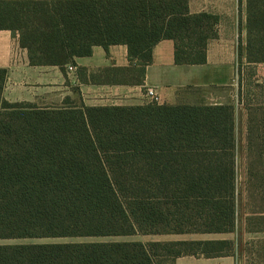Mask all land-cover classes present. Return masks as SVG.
Segmentation results:
<instances>
[{"label":"trees","instance_id":"1","mask_svg":"<svg viewBox=\"0 0 264 264\" xmlns=\"http://www.w3.org/2000/svg\"><path fill=\"white\" fill-rule=\"evenodd\" d=\"M246 12V63L264 64V0H246ZM218 24L216 15L191 14L189 0H0V30L19 36L32 66L65 71L95 46L126 45L132 67L91 75L97 84L143 85L163 40L174 41L177 65H203ZM239 53L241 59V41ZM7 75L0 69V240L234 232V106L41 108L7 101ZM244 104L248 191L260 203L249 230L258 233L264 232V105ZM233 245H0V264H161L159 258L175 264L184 256H231Z\"/></svg>","mask_w":264,"mask_h":264},{"label":"crops","instance_id":"2","mask_svg":"<svg viewBox=\"0 0 264 264\" xmlns=\"http://www.w3.org/2000/svg\"><path fill=\"white\" fill-rule=\"evenodd\" d=\"M189 6L191 14L207 13L219 17L218 37L208 43L207 62L177 65L174 41L163 40L153 49V62L146 68L143 85L90 81L91 75L102 70L132 67L126 45H112L108 50L95 46L91 56L75 58L74 64L67 65L63 71L57 66H32L28 51L20 47L19 36L0 30V69L8 71L3 97L11 103H29L41 108L132 107L146 105L145 92L151 88L160 97L159 105H232L235 132L241 121L246 133V106L240 101L238 91L239 68L247 66L246 0H189ZM240 41L243 45L241 59ZM253 68L256 77L264 80V64ZM202 98L208 102H199ZM258 234L264 235V232ZM227 235L196 234L192 237L198 240L230 239ZM175 264H236V259L234 256H184Z\"/></svg>","mask_w":264,"mask_h":264},{"label":"rangeland","instance_id":"3","mask_svg":"<svg viewBox=\"0 0 264 264\" xmlns=\"http://www.w3.org/2000/svg\"><path fill=\"white\" fill-rule=\"evenodd\" d=\"M254 66H241V72L238 71L239 95L245 103L253 104L254 107L264 105V80L256 77ZM240 70V68H239ZM199 102L206 103L205 98ZM246 106V105H245ZM246 115L248 122V110L246 106ZM248 126V124H247ZM235 159L237 170V202H236V227L234 232L228 233V237L234 242L229 251L231 256L236 259V264H264V235L261 232H250L251 213L256 206V195L248 191V145L247 131L243 132L242 122L237 125L235 132ZM251 221V227H254ZM192 235H149V236H132V237H107V238H77V239H25V240H0V245H17V244H41V243H64V242H174V241H194ZM188 237V238H184ZM161 264H172L171 259L159 258Z\"/></svg>","mask_w":264,"mask_h":264},{"label":"built area","instance_id":"4","mask_svg":"<svg viewBox=\"0 0 264 264\" xmlns=\"http://www.w3.org/2000/svg\"><path fill=\"white\" fill-rule=\"evenodd\" d=\"M70 70H73L72 66H69ZM145 99L147 104H160V97L155 89H147L145 92Z\"/></svg>","mask_w":264,"mask_h":264}]
</instances>
